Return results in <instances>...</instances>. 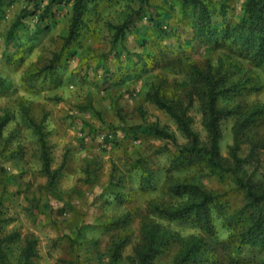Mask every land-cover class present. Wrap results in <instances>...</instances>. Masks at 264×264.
I'll list each match as a JSON object with an SVG mask.
<instances>
[{
    "label": "rangeland",
    "instance_id": "obj_1",
    "mask_svg": "<svg viewBox=\"0 0 264 264\" xmlns=\"http://www.w3.org/2000/svg\"><path fill=\"white\" fill-rule=\"evenodd\" d=\"M220 1L211 0L215 25L223 20L218 14ZM244 2L231 1L225 17L231 25L240 20ZM140 6L139 0L117 5L99 2L87 17L80 46L56 73L45 68L61 49L71 5L55 7L51 20L40 21L39 14L23 18L13 35L12 25L27 5L15 0L0 9V118H8L0 138V239L16 235L3 245L10 264H20L29 238L37 241L34 264H112L111 242L120 238L127 242L118 264H132L146 218L179 234V241L154 264H172L185 238L203 235L188 221H170L150 210L151 201L172 205L180 199L165 187L172 174L168 171L172 144L149 134L147 127L157 124L167 129L181 145L188 139L173 118L147 100L146 93L150 85L166 82V99L184 97L190 87L186 64L203 68L208 61L216 64L228 52L208 49L193 40L192 25L179 0H150L145 16L123 39L115 41L114 26ZM160 31H165L168 39L162 40ZM235 59L233 80H248V85L259 91L221 98L219 105H264V62ZM38 72L42 76L34 79ZM24 108L48 132L51 168L56 170L65 162L52 189L47 187L37 135ZM189 115L193 130L206 145L209 134L197 98ZM234 123V117L221 122L220 152L231 167ZM251 133L254 143L241 147L245 163L239 175L261 186L264 116ZM174 176L192 179L223 195L229 214L246 203L232 174L220 177L198 165ZM212 216L217 235L207 239L217 259L208 264H232L220 242L233 229L214 208ZM260 256L245 248L246 261Z\"/></svg>",
    "mask_w": 264,
    "mask_h": 264
},
{
    "label": "trees",
    "instance_id": "obj_2",
    "mask_svg": "<svg viewBox=\"0 0 264 264\" xmlns=\"http://www.w3.org/2000/svg\"><path fill=\"white\" fill-rule=\"evenodd\" d=\"M15 0H0V9L7 3L12 5ZM26 3L12 25L10 32L21 25V20L27 16L39 14L40 21L51 20L53 9L58 6L71 5L72 16L61 49L55 53L45 68L47 72L56 73L57 69L67 64L74 54L75 48L81 44L83 32L86 29L87 17L96 9L99 2L117 5L125 0H18ZM138 10H131L122 24L114 26V40L123 39L127 31H131L137 20L145 15V7L150 6V0H139ZM232 0L219 2L218 14L223 18L221 25H215L214 7L211 0H179L182 12L189 17L193 29V40L205 45L208 49H224L227 54L220 56L218 62L207 63L205 67L186 64L189 77V88L184 97L166 99L163 88L166 82L150 85L146 98L159 109L174 119L180 131L187 137L188 143L181 145L174 134L159 125L147 127L148 133L163 140L170 141L171 163L165 187L172 196L179 198L176 204L166 205L156 201L149 204L150 210L160 217L170 221H188L198 227L203 235L192 234L185 238L174 257L172 264H208L217 255L212 249L207 237H215L217 229L212 216V209H216L224 219L226 225L233 229L225 240L220 242L221 251L230 259L232 264H264V183L257 186L251 181L244 180L239 175L245 160L240 157L241 147L245 143H254L252 127L263 118L264 105H243L228 103L219 105L221 98L259 91L257 86H249L248 80H233L235 57L264 62V0H245L240 20L231 25L225 20ZM31 7V9H28ZM136 16V18H135ZM165 31H160L162 40L168 39ZM152 59H155L152 58ZM42 73L33 75L38 79ZM197 98L203 116V125L209 134V142L203 145L200 136L192 128V118L189 111ZM24 116L35 129L42 162V172L47 175V187L52 189L65 162L53 170L51 168V147L48 142V132L42 122H37L28 110L24 108ZM7 116L0 118V138L3 128L8 122ZM234 117V144L230 147V157L233 167L225 163L221 152L220 142L223 138L221 130L222 120ZM263 143V142H262ZM264 147V143H263ZM202 165L210 172L223 177L232 174L240 190L244 192L246 203L236 212L229 214L228 203L223 195L208 191L200 183L189 178L174 176L181 174L194 166ZM179 176V175H178ZM0 214V225H1ZM118 225V221L115 222ZM236 231V232H235ZM16 235H9L0 239V264H10L3 245L13 241ZM179 241V234L164 227L151 219H144L141 223L140 239L134 246L132 264H154L157 257L165 253L169 247ZM126 239H112L111 262L118 264ZM35 239H27L20 257V264H34L37 257ZM245 248L258 260L246 261ZM251 262V263H250Z\"/></svg>",
    "mask_w": 264,
    "mask_h": 264
}]
</instances>
